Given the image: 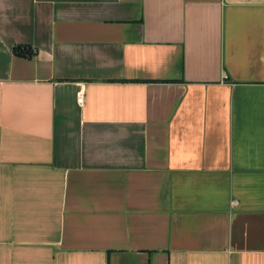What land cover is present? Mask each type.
<instances>
[{
	"label": "crops",
	"instance_id": "crops-1",
	"mask_svg": "<svg viewBox=\"0 0 264 264\" xmlns=\"http://www.w3.org/2000/svg\"><path fill=\"white\" fill-rule=\"evenodd\" d=\"M0 264H264V0H0Z\"/></svg>",
	"mask_w": 264,
	"mask_h": 264
},
{
	"label": "trees",
	"instance_id": "trees-1",
	"mask_svg": "<svg viewBox=\"0 0 264 264\" xmlns=\"http://www.w3.org/2000/svg\"><path fill=\"white\" fill-rule=\"evenodd\" d=\"M13 54L24 58H31L33 56L32 51L29 47H14Z\"/></svg>",
	"mask_w": 264,
	"mask_h": 264
},
{
	"label": "built area",
	"instance_id": "built-area-1",
	"mask_svg": "<svg viewBox=\"0 0 264 264\" xmlns=\"http://www.w3.org/2000/svg\"><path fill=\"white\" fill-rule=\"evenodd\" d=\"M82 101H83V95H82V93H81V94H79V97L77 98V103H78V104H81Z\"/></svg>",
	"mask_w": 264,
	"mask_h": 264
}]
</instances>
